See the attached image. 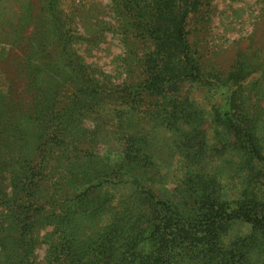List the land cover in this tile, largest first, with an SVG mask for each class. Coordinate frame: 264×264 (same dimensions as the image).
I'll use <instances>...</instances> for the list:
<instances>
[{"label": "trees", "instance_id": "obj_1", "mask_svg": "<svg viewBox=\"0 0 264 264\" xmlns=\"http://www.w3.org/2000/svg\"><path fill=\"white\" fill-rule=\"evenodd\" d=\"M63 1L9 36L25 97L0 89V264L41 245L45 264H264V45L223 70L201 55L206 0H107L93 24L97 4ZM107 34L110 74L79 54Z\"/></svg>", "mask_w": 264, "mask_h": 264}, {"label": "rangeland", "instance_id": "obj_2", "mask_svg": "<svg viewBox=\"0 0 264 264\" xmlns=\"http://www.w3.org/2000/svg\"><path fill=\"white\" fill-rule=\"evenodd\" d=\"M39 2L40 0H0V89L4 86H12L13 97H25L21 74L23 68L19 61L22 47L8 45L9 36H14L19 26L20 32L28 31L26 35L30 34L36 22ZM65 2L63 1L64 8L68 5L76 15L86 9L85 3L97 4L95 10L88 12L90 16L92 15L89 24L100 22L107 12V0H84L83 5L79 0ZM206 2L208 6L197 16V25H195L199 31L203 63L209 66L221 64L224 70L237 59L239 52L254 53L258 47L264 45V0H206ZM25 3L29 8V16H26V12L20 8ZM24 18L27 20L25 21ZM85 30L87 34H91V29L85 27ZM121 52L122 47L118 39L110 34H107L103 43L93 47L83 45L79 50V54L89 65L108 74L114 72L115 58ZM191 91L202 106L210 107L213 103L221 102L220 91L198 88H192ZM119 150V145L110 139L104 140L99 148L100 156L105 159L116 156ZM228 190L226 192L228 198L237 197L235 190L229 188ZM45 232L41 231L40 235L43 236ZM40 247L36 253L37 263L45 264V248L43 245Z\"/></svg>", "mask_w": 264, "mask_h": 264}]
</instances>
